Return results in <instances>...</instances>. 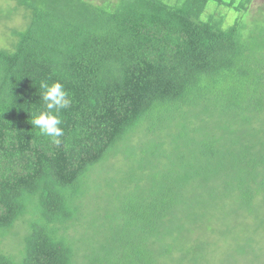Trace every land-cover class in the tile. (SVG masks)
Here are the masks:
<instances>
[{
    "label": "trees",
    "instance_id": "1",
    "mask_svg": "<svg viewBox=\"0 0 264 264\" xmlns=\"http://www.w3.org/2000/svg\"><path fill=\"white\" fill-rule=\"evenodd\" d=\"M13 1L25 19L0 48V245L26 235L0 264H200L213 245L222 257L231 215L249 223L229 257L260 262L264 7ZM43 81L71 99L59 144L31 124Z\"/></svg>",
    "mask_w": 264,
    "mask_h": 264
},
{
    "label": "rangeland",
    "instance_id": "2",
    "mask_svg": "<svg viewBox=\"0 0 264 264\" xmlns=\"http://www.w3.org/2000/svg\"><path fill=\"white\" fill-rule=\"evenodd\" d=\"M13 7H18V4H16V2H14L13 0H0V48L3 47V45H6V43L8 42V36L10 35V30H9V25H11V27H17L20 22L22 20H24V14L25 11L23 8H20L21 10H19L18 15H16V11L14 10ZM264 7V0H254L253 4H252V10H258L259 8ZM214 5L210 4L209 9L213 10ZM23 9V10H22ZM229 11V10H228ZM227 10H224V13H226V15H229L230 12H228ZM13 20V22H12ZM12 22V23H11ZM100 202V201H99ZM228 218V217H227ZM226 218V219H227ZM211 219H214L215 221H217L218 223H216L219 227H217V229L220 228V230L222 229H226V222L225 221V216H221L218 215V213H213ZM224 219V220H223ZM231 220V223H229V237H231V239L226 240L225 245H222V249L223 250V254L222 257H220L219 255H212L211 250L215 249L214 245L211 247H209V249L211 248L209 255L205 258L200 260V264H264V258L259 262L258 259L256 258H252L249 257L248 259L245 258L243 259L242 257L238 258V259H233L232 257H229L233 247H235L238 243H240L241 241L239 240L238 236L240 237H244V235H246V231L244 230V228L242 229V224L245 223H249L247 220L245 221L243 219L242 216H235L233 217L231 215V219H228L227 221ZM206 223V221H205ZM223 225V227H222ZM216 229V230H217ZM23 234H21L19 236V238L17 240H9L7 243H4L3 245H0L1 249L7 248V250L9 251V249L13 250L16 248V246L19 244V242L22 241L23 237L26 235V233L21 230ZM203 231V235H205L204 230ZM218 231V230H217ZM222 233V232H221ZM260 234H258L257 237H259ZM262 237V236H260ZM214 241V240H213ZM261 241V247H264V238L260 239ZM215 243V241H214ZM222 244L224 242H221ZM219 246V245H218ZM258 247V246H257ZM6 250V251H7ZM192 263H188V264H195V262L191 261ZM180 264L179 260H175L174 262L171 260H165L163 264Z\"/></svg>",
    "mask_w": 264,
    "mask_h": 264
},
{
    "label": "clouds",
    "instance_id": "3",
    "mask_svg": "<svg viewBox=\"0 0 264 264\" xmlns=\"http://www.w3.org/2000/svg\"><path fill=\"white\" fill-rule=\"evenodd\" d=\"M40 87L44 89L42 99L45 110L32 118L31 124L38 128L41 135L51 138L53 143L59 144L64 130L61 127V110L71 103L68 92L60 82L48 84L41 82Z\"/></svg>",
    "mask_w": 264,
    "mask_h": 264
}]
</instances>
